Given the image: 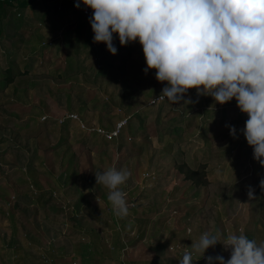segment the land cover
Listing matches in <instances>:
<instances>
[{
	"label": "rangeland",
	"instance_id": "374dc122",
	"mask_svg": "<svg viewBox=\"0 0 264 264\" xmlns=\"http://www.w3.org/2000/svg\"><path fill=\"white\" fill-rule=\"evenodd\" d=\"M81 12L73 3L40 0L16 14L23 37L0 45V86L4 74L15 75L0 91V264H179L204 232L264 243L255 193L264 166L241 131L248 116L235 98L221 105L189 89L184 100L191 103L158 99L167 84L154 69L145 74L139 42L121 46L114 34L111 54L94 42ZM104 57L112 68L100 75ZM71 112L110 132L127 123L108 140L75 122L63 130L58 120ZM112 167L130 172L121 185L129 209L123 218L95 180ZM193 170L198 174L189 179ZM64 173L71 175L67 184ZM51 192V204L39 199ZM229 252L217 243L192 261L227 260Z\"/></svg>",
	"mask_w": 264,
	"mask_h": 264
},
{
	"label": "clouds",
	"instance_id": "9594fccd",
	"mask_svg": "<svg viewBox=\"0 0 264 264\" xmlns=\"http://www.w3.org/2000/svg\"><path fill=\"white\" fill-rule=\"evenodd\" d=\"M77 0L75 7H80ZM93 12L89 18L94 42H103L115 55L114 34L121 46L138 41L149 70L166 82L158 99L176 104L189 89L210 95L221 105L235 98L247 114L241 130L253 148V158L264 166V0H82ZM190 99L184 103H191ZM227 126V125H226ZM230 135L238 138L236 128ZM130 177L112 167L95 173L96 184L109 189L114 214L126 217L127 193L121 189ZM264 189V179L260 181ZM249 199L254 198L252 189ZM204 232L193 241L179 264H193L210 247L221 243L230 258L208 256L207 264H264V243L244 234Z\"/></svg>",
	"mask_w": 264,
	"mask_h": 264
},
{
	"label": "trees",
	"instance_id": "16d2710c",
	"mask_svg": "<svg viewBox=\"0 0 264 264\" xmlns=\"http://www.w3.org/2000/svg\"><path fill=\"white\" fill-rule=\"evenodd\" d=\"M38 1H40V0H24V1H20V0H0V9H1L0 11H6V10L13 11L14 13L18 14V16H19V12L22 11V9H26V8H28L31 5L33 6V4H35ZM44 1L48 2V1H51V0H44ZM58 1L73 3V2H70L69 0H58ZM73 4H76V3H73ZM82 5H83V3H82V0H81L80 6L82 7ZM101 62H102V65H100V67H99L100 71L98 73L100 75H105L104 74L105 70H107V69L110 70L112 68L111 60H108L107 57L106 58L104 57V59H101ZM119 73L120 72H118V70H114L112 72L113 75H118ZM2 79H6L7 80V83H5L4 85L0 86L1 87L0 91L4 92L7 89V87L14 82L15 75H11L10 73H7L6 75L5 74L3 75ZM88 95H89L88 97L90 99L91 98V94L89 93ZM68 123H70V122L66 121L65 123H63V125H62L63 130H67ZM180 169H182V168H180ZM197 174L198 173L193 170V171H190L189 173H187V177L189 179H193V178L196 177ZM61 177H64V184H67L68 183L67 179H69L71 177V175H69L68 173H64ZM203 178H204L203 175H202V177L199 176L197 178V181H200L201 179L203 180ZM260 181L261 180L257 181V183H256L257 188H256L255 193L257 195H259L260 208H261L262 212L264 213V189H262L260 187ZM46 195H47L46 193L41 194L39 199L43 198L45 203H49L50 202V204H51L53 202L52 201V199H53L52 192L50 193V197L51 198L49 200H46ZM81 203H82V197L78 200L77 203H75V206H74V212L75 213H79L81 211V205H82ZM15 206H16V204L14 205V207ZM50 209H52V211L58 212L57 208L54 205H52ZM142 238H143V234H139L137 239H135L133 241V244L139 243L142 240Z\"/></svg>",
	"mask_w": 264,
	"mask_h": 264
},
{
	"label": "built area",
	"instance_id": "2783aa9c",
	"mask_svg": "<svg viewBox=\"0 0 264 264\" xmlns=\"http://www.w3.org/2000/svg\"><path fill=\"white\" fill-rule=\"evenodd\" d=\"M20 1H24V0H20ZM70 2L76 3L77 0H69ZM82 13L84 16L86 17H91L93 12L90 8L85 7L84 5H82ZM156 102V100H153L152 103ZM75 122L77 123V126L82 129L81 131H83L84 133H87L89 135H96L100 138H105V139H115L117 136H119L122 128L126 125L127 120L122 121L121 123H118V125L116 126V128L114 129V131H107L104 130L102 128H97V127H90L87 124H84L83 120L79 117V114L71 112V113H66L62 118H60L58 120L59 124H63L65 122ZM230 249V248H229ZM230 254H231V249L229 252V258H230ZM208 257V256H207ZM228 258V259H229ZM207 261V260H206Z\"/></svg>",
	"mask_w": 264,
	"mask_h": 264
},
{
	"label": "crops",
	"instance_id": "0c3cea01",
	"mask_svg": "<svg viewBox=\"0 0 264 264\" xmlns=\"http://www.w3.org/2000/svg\"><path fill=\"white\" fill-rule=\"evenodd\" d=\"M28 8L31 9L32 5L29 6ZM22 10H25V9H22ZM81 15H82L81 19L89 21L90 17L83 16L82 12H81ZM24 30H25V24H22V26L21 24H19L17 17H16V13H14L13 11H8V10L0 11V45L2 42L5 41L7 42L8 45L12 46L16 42H13V40L11 39L16 38L17 35H20L23 37V33L25 32Z\"/></svg>",
	"mask_w": 264,
	"mask_h": 264
}]
</instances>
